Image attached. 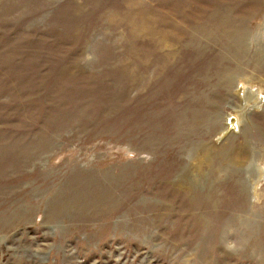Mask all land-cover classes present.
<instances>
[{
	"label": "rangeland",
	"instance_id": "obj_1",
	"mask_svg": "<svg viewBox=\"0 0 264 264\" xmlns=\"http://www.w3.org/2000/svg\"><path fill=\"white\" fill-rule=\"evenodd\" d=\"M0 264H264V0H0Z\"/></svg>",
	"mask_w": 264,
	"mask_h": 264
},
{
	"label": "bare ground",
	"instance_id": "obj_2",
	"mask_svg": "<svg viewBox=\"0 0 264 264\" xmlns=\"http://www.w3.org/2000/svg\"><path fill=\"white\" fill-rule=\"evenodd\" d=\"M248 31V30H247ZM248 35H249V33H248ZM230 44V43H229ZM242 53V52H241ZM228 124H229V127L230 128H235L236 127V121H235V119H229V121H228ZM237 160V159H236ZM239 160H237L236 162H238ZM237 164V163H236Z\"/></svg>",
	"mask_w": 264,
	"mask_h": 264
}]
</instances>
